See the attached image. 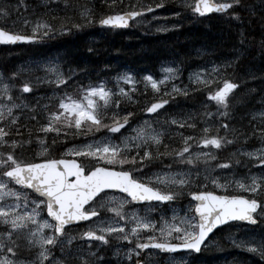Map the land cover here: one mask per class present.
Masks as SVG:
<instances>
[{
    "label": "snow or ice",
    "instance_id": "snow-or-ice-1",
    "mask_svg": "<svg viewBox=\"0 0 264 264\" xmlns=\"http://www.w3.org/2000/svg\"><path fill=\"white\" fill-rule=\"evenodd\" d=\"M175 2L181 11H169L170 17L216 15L240 45L231 59L189 72L187 84L178 83V65L162 68L159 78L145 72L137 79L126 70L111 82L99 76L81 80L74 98L60 89L85 77L87 68L73 67L66 53L0 69V264H104L97 252L112 240L128 242L113 249L117 264H149L155 252L167 256L168 264H193L210 233L241 223L246 227L238 228L239 238L231 232L226 239L264 264V92L261 107L241 116L247 123L235 124L234 110L246 102L233 97L244 81L228 71L251 43L246 31L259 29L257 47L264 57V0ZM163 4L106 0L107 12L97 18L91 0H43L40 13L28 0H0V46H42L91 25L126 28ZM15 13L22 15L14 19ZM95 51L87 47L85 54ZM257 78L264 81V72L248 73L249 81ZM45 85L52 89L50 103L25 102ZM141 93L145 119L133 125L136 114L127 105H136ZM200 93L207 101L202 112L152 119L177 97ZM126 127L130 134H124ZM81 136L86 142L72 143ZM233 145L226 157L220 155ZM58 148L61 158H54ZM184 195L189 204L183 215L175 207L165 210ZM80 223L87 227L70 231Z\"/></svg>",
    "mask_w": 264,
    "mask_h": 264
},
{
    "label": "trees",
    "instance_id": "trees-1",
    "mask_svg": "<svg viewBox=\"0 0 264 264\" xmlns=\"http://www.w3.org/2000/svg\"><path fill=\"white\" fill-rule=\"evenodd\" d=\"M127 2L128 0H125V3ZM151 2L159 3L160 0L145 1V3ZM28 3L36 6L37 13L45 10L43 4L32 1H28ZM91 5L97 13V18L106 14V0H91ZM163 6L166 7L165 9L180 11L173 5L172 0H164ZM50 7L55 8L57 5L52 4ZM29 9L31 11V8ZM60 14L63 15L64 13L61 12ZM15 15L16 13L13 18L16 17ZM69 15H74V13H69ZM172 24H178L179 27L173 29L170 27ZM158 28L152 20L149 22H133L126 29L105 30L98 25H91L69 36L53 37L45 41L42 46H0V69L6 70L30 58L56 56L57 54L64 55L66 53L65 59L72 60L73 67L78 64L81 68H87L85 77L78 75L68 88L60 89V91L68 92L74 98H78L77 85L81 80L87 83L88 78L95 80L99 76L111 82L115 74L122 70H131L136 74L147 72L158 75L160 66L173 64L175 67L179 66L180 70L177 72L179 82L184 80L190 69L207 66L208 61L222 62L231 59L233 53L240 48L236 33L216 15L198 18L192 15L191 12H187L179 18L171 17L170 23L165 27L168 29L167 31H158ZM245 35L251 37V43L249 47L242 51L246 56L249 55V58L246 59L245 57L238 61L236 66L228 69L234 77L244 81V85L239 88L233 97V100L243 97L246 102L245 107L241 108L237 105L234 110V123L237 125L247 123L246 118L241 120V116L248 109L257 106L261 93L264 92V81L258 78L254 81L248 80L250 71L256 73L257 77L264 72V57L259 54L257 47V42L261 39L259 29L246 31ZM245 43L249 42L245 41ZM87 47L96 49L93 55L88 56L85 54ZM173 61L176 63H172ZM249 62L253 66L249 68V71H246L245 68L246 65L250 64ZM63 67L67 68L68 65L64 64ZM248 89H256V91L248 93ZM51 95L52 89L50 86H41L31 96L26 97L25 102L29 104L50 103L48 97ZM134 99H137V97ZM144 100L145 96L141 93L136 105H127V110L136 114V119L132 121L133 124L145 117L144 114L140 113ZM206 102L203 93L191 95L188 98L177 97L175 100L170 101V105L165 108V112L161 115L179 109L199 113L203 111L200 107L201 103ZM51 103L54 106V102ZM213 110L214 106L208 108V111ZM152 118L156 120L160 119L161 116ZM199 119L200 117L197 115L196 120L199 121ZM184 134L190 135L191 131L184 130ZM95 135L97 138L102 136L103 130ZM84 141L83 136L72 139V143ZM168 142V139L165 138V143ZM65 146L67 147V145ZM234 147L235 145L228 147L220 155L226 157ZM60 151L62 149L58 148L54 158L60 157ZM164 163L167 164L168 160L166 159ZM156 166L159 167V165ZM149 170L151 171V169ZM194 190L199 189L195 188ZM205 190L212 189L209 187ZM235 226L243 225L229 224L218 229L213 236L217 244L211 248H204L193 264H258L259 257L230 246L231 241L226 237L233 232ZM101 251L110 252L109 247H103ZM199 258L205 259L198 262Z\"/></svg>",
    "mask_w": 264,
    "mask_h": 264
},
{
    "label": "rangeland",
    "instance_id": "rangeland-1",
    "mask_svg": "<svg viewBox=\"0 0 264 264\" xmlns=\"http://www.w3.org/2000/svg\"><path fill=\"white\" fill-rule=\"evenodd\" d=\"M28 1H32V2H36V3H40V4H43V0H28ZM145 1L146 0H139V2H144L145 3ZM175 2V1H174ZM192 2L194 3V0H192ZM175 7L178 9V10H180L181 11V8H180V6L175 2ZM29 11H30V9H29ZM169 11H175V10H172V9H161V10H158V11H154V12H152V13H150V14H145L143 17H141L140 18V20L139 21H143V22H149L150 20H152L153 21V23L154 24H156L159 28H161V27H166L167 26V24H169L170 23V20H171V17L169 16ZM19 15H22V13H16V15L15 16H19ZM15 19V18H14ZM138 21V22H139ZM137 22V23H138ZM246 57V59H248L249 58V55L248 56H246V54H243L242 56H241V58H240V60H242V59H244ZM30 59H32V60H34V59H36V58H30ZM30 59H27V60H30ZM27 60H25V61H27ZM227 60H229V59H227ZM239 60V61H240ZM245 62V61H244ZM250 64H248V65H246V71L248 70L249 71V68L251 67V66H253L252 64H251V62H249ZM237 65V64H236ZM235 65V66H236ZM166 67H172V68H175V66L173 65V64H165V65H162V66H160V68H159V74L158 75H155L156 76V78H159V75H160V72H161V69L162 68H166ZM200 67H206L205 65L204 66H200ZM198 67H196V68H193V69H190L188 72H187V74H186V76H185V78H184V80H181V81H179L178 83L180 84V85H183V84H187L188 82H189V80H188V78H189V72H192V71H194L195 69H197ZM122 71H126V70H122ZM119 72H121V71H119ZM119 72H117V73H119ZM116 73V74H117ZM134 73V72H133ZM116 74H115V76H116ZM135 75H136V77H137V79H139L140 78V76H142L144 73H140V74H136V73H134ZM149 74H151V73H149ZM176 75L178 76V74L176 73ZM114 76V77H115ZM135 98V97H134ZM261 107V105H260V103L258 102L257 103V106H255V107H253V108H255V109H259ZM252 109V108H251ZM183 111H185L184 109H179L178 111H170L169 112V114L168 115H171V114H173V113H176V114H180V113H182ZM163 118H165V115H161V118L160 119H163ZM143 119H145V117H143L141 120H143ZM153 119V118H152ZM137 123V122H136ZM136 123H134L133 125H135ZM124 134H130V132H129V130H128V128H126L125 130H124ZM99 138V137H98ZM113 139H118L117 137H113ZM84 142H86V141H84ZM80 143H83V142H80ZM76 144H79V143H76ZM240 169H238V168H236V172L237 173H239V174H243V172H244V168L242 167V166H238ZM252 171H254V172H257V173H259V171H260V169H257V168H253L252 169ZM195 189V187L192 189V190H194ZM109 194L110 195H113V194H115V195H119V196H124V194H122V193H117V192H109ZM227 194V193H226ZM178 199V201L175 203V204H173V205H171V206H168V205H165L164 207H165V210H167V208L168 207H175L176 209H178V210H180L179 211V214L180 215H183L184 213H183V209L185 208V207H187L188 206V204H189V198L186 196V195H184V196H180V197H178L177 198ZM133 206H135V205H133ZM143 205H141V207H142ZM142 214V213H141ZM157 214H159V213H157ZM109 215H114V214H109ZM45 216H46V214H45ZM43 218V217H42ZM154 219L156 218L155 216L153 217ZM87 227V224L86 223H83V224H80L78 227H75V228H73V229H71L70 231H73V232H79L80 230H82V229H84V228H86ZM244 227H246V225H243V226H235L234 227V230H233V232H237V238H239V236H240V233L237 231L238 230V228L239 229H243ZM150 234V233H149ZM127 243L128 242H126V241H116V240H112V241H110V246H108L109 247V250H110V252H104L105 253V257L102 255V254H100L101 253V250L103 249V247H101L99 250H98V252H97V255L98 256H101V257H103V259H104V264H117V260H116V258H114L113 257V255H112V252H113V249L114 248H122V247H124V246H127ZM217 243H216V241H215V239L212 237L211 239H210V241L207 243V246H206V248H211V247H213V246H215ZM149 255H151V257H152V259L149 261V264H168V258H167V256H162V254H160L159 252H155V253H149ZM107 257H109V258H107ZM203 259H205V258H199L197 261L199 262V261H202Z\"/></svg>",
    "mask_w": 264,
    "mask_h": 264
},
{
    "label": "bare ground",
    "instance_id": "bare-ground-1",
    "mask_svg": "<svg viewBox=\"0 0 264 264\" xmlns=\"http://www.w3.org/2000/svg\"><path fill=\"white\" fill-rule=\"evenodd\" d=\"M172 2H173V5L175 4V2H174V0H172ZM175 6V5H174ZM166 7H164V6H162L161 8H159V9H156V10H154V11H158V10H163V9H165ZM153 11V12H154ZM140 19H138V20H136V21H131V23H133V22H138ZM131 23H130V25H131ZM242 225H245V224H243V223H241ZM222 227H224V226H221L220 228H222ZM220 228H218V229H220ZM100 254H102L104 257H105V253L104 252H102L101 251V253ZM107 258H109V257H107Z\"/></svg>",
    "mask_w": 264,
    "mask_h": 264
},
{
    "label": "water",
    "instance_id": "water-1",
    "mask_svg": "<svg viewBox=\"0 0 264 264\" xmlns=\"http://www.w3.org/2000/svg\"><path fill=\"white\" fill-rule=\"evenodd\" d=\"M130 23H131V21L129 22V25H130ZM128 27H129V26H128ZM126 28H127V27H126ZM117 29H124V28H117ZM110 191L118 192V190H110ZM123 194H124V193H123ZM218 194H219V193H218ZM125 195H126V194H125ZM80 224H81V223H80ZM220 227H221V226H219L218 228H220ZM218 228H217V229H218ZM217 229H215L214 232H215ZM214 232H213V233H214ZM213 233H210V234H209V237L207 238V242H208L209 238L211 237V235H212Z\"/></svg>",
    "mask_w": 264,
    "mask_h": 264
}]
</instances>
